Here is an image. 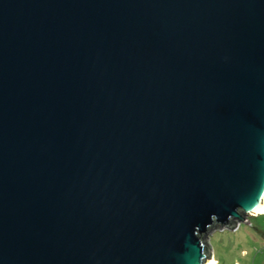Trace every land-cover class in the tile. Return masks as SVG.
I'll list each match as a JSON object with an SVG mask.
<instances>
[{
  "label": "water",
  "instance_id": "obj_1",
  "mask_svg": "<svg viewBox=\"0 0 264 264\" xmlns=\"http://www.w3.org/2000/svg\"><path fill=\"white\" fill-rule=\"evenodd\" d=\"M264 208V0H0V264H209Z\"/></svg>",
  "mask_w": 264,
  "mask_h": 264
},
{
  "label": "rangeland",
  "instance_id": "obj_2",
  "mask_svg": "<svg viewBox=\"0 0 264 264\" xmlns=\"http://www.w3.org/2000/svg\"><path fill=\"white\" fill-rule=\"evenodd\" d=\"M234 227L217 226L206 235L215 264H264V213Z\"/></svg>",
  "mask_w": 264,
  "mask_h": 264
},
{
  "label": "bare ground",
  "instance_id": "obj_3",
  "mask_svg": "<svg viewBox=\"0 0 264 264\" xmlns=\"http://www.w3.org/2000/svg\"><path fill=\"white\" fill-rule=\"evenodd\" d=\"M256 213H264V208H263V212H256ZM209 260H210L209 264H215L216 263L212 256L209 257Z\"/></svg>",
  "mask_w": 264,
  "mask_h": 264
}]
</instances>
